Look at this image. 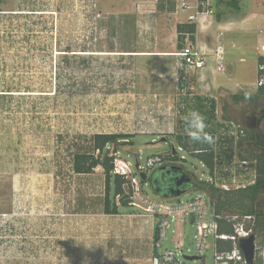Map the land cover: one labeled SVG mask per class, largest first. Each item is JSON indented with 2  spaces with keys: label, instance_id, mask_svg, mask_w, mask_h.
Wrapping results in <instances>:
<instances>
[{
  "label": "rangeland",
  "instance_id": "1",
  "mask_svg": "<svg viewBox=\"0 0 264 264\" xmlns=\"http://www.w3.org/2000/svg\"><path fill=\"white\" fill-rule=\"evenodd\" d=\"M131 1L0 0V264H152L151 256L146 260L151 230L141 217L149 213L135 203L142 204V196L164 199L150 182L162 164L148 168L147 162L155 155L169 154L173 147L179 156L174 164L184 166L193 178L224 189L200 158L179 148L177 137L165 141L143 134L146 127L134 120L138 95L103 90L100 70L87 68L86 56L75 58L71 53L88 48L87 43L95 39L114 36V30L116 37L141 34L132 25L111 24L103 13L112 7L131 12ZM231 1L212 0L215 13L209 17L215 24L200 29L199 38L212 45L221 42L231 53V60L225 61H230L226 73L233 83L221 103L228 107L224 110L229 123L241 125L246 133L236 137L243 145L238 146L236 160L255 163L264 151L259 143V138L264 140V93L257 87L264 0H237L239 8ZM166 17L161 13L142 22L162 23L168 21ZM236 69L243 73L239 78ZM97 133L133 135L117 152L115 145L109 146L115 169L125 161L134 172L130 175H136V163L148 173L139 184L141 195L131 185L124 186L130 202L119 214L104 212L102 166L88 174L73 169L74 155L92 150ZM235 185L230 190L238 189ZM193 190L166 198L186 201ZM203 191L213 194L209 188ZM116 202L120 205L118 197ZM257 209L264 211V193L258 197ZM224 215H239L241 222L245 214L225 211ZM183 233L185 244L191 246L196 234L191 219ZM172 238L171 228L165 245H171ZM209 244L205 262L182 261L214 264L213 237ZM256 246L255 263L264 264L263 235L256 236Z\"/></svg>",
  "mask_w": 264,
  "mask_h": 264
},
{
  "label": "crops",
  "instance_id": "2",
  "mask_svg": "<svg viewBox=\"0 0 264 264\" xmlns=\"http://www.w3.org/2000/svg\"><path fill=\"white\" fill-rule=\"evenodd\" d=\"M131 3L133 4L131 12H120L116 7H112L110 10L103 9V13H107L111 24L116 22L121 28L127 24L130 28L132 25L133 29H138L141 34L133 37L130 33H122L120 37H116L117 32L114 30V36L90 41L87 43L88 48L72 50V55L75 58L86 56L87 68L100 70L97 75L100 73L99 76L103 79V90L110 94L139 96L136 101L138 117L134 120L137 125L146 127L143 134L157 135L162 137V140L166 139L165 141L178 135L189 136L185 118L190 112L200 113L205 118V136L213 138L215 151L213 177L221 184L232 185L234 181L245 185L253 184L257 178V162L244 166L236 160L238 146L240 149L243 145L230 134L226 125L229 123L224 110L226 106L221 103L222 95L233 83V77L226 73V67L232 58L229 56L230 51L226 50V59L229 60L224 63V71L212 60L203 70L189 71L187 80H184V71L180 67L181 60L176 54L186 39L185 37L183 42L180 39L178 31L180 24L168 20L167 17L168 21L162 23L142 22L150 15L139 12L133 0ZM164 9L162 5L161 10ZM153 17L156 19L158 15ZM211 18L208 16L204 24L200 23L195 35V39L201 45L209 48L215 45L211 42H201L199 32L200 29H205L206 25L215 24ZM217 26L224 27L222 23H218ZM184 34L182 33V36ZM242 74L241 69L235 70L236 77L239 78ZM236 85L239 83L236 82ZM141 217L151 230L149 256L146 259L150 261L155 223L148 214Z\"/></svg>",
  "mask_w": 264,
  "mask_h": 264
},
{
  "label": "built area",
  "instance_id": "3",
  "mask_svg": "<svg viewBox=\"0 0 264 264\" xmlns=\"http://www.w3.org/2000/svg\"><path fill=\"white\" fill-rule=\"evenodd\" d=\"M135 5L137 10L143 14L156 16L164 13L168 20H173L180 25L193 24L196 28L206 17L213 16L215 13L212 0H136ZM162 5L165 7L164 11L161 10ZM222 34L223 32L219 36H222ZM184 35L186 37L185 44L176 53L181 60L180 67L184 71V80H187L189 71L203 70L212 60L219 65L220 70H225L226 48L221 42H217L213 48H209L206 45H201L196 39L192 40L190 33ZM257 51V87L260 88L264 87V41L259 44ZM226 125L230 127L229 132L232 136L246 135L241 125L233 121ZM179 148L183 149L181 146ZM156 163L163 165V157L155 155L149 158L147 167L153 168ZM240 163L244 166L249 164L246 160ZM122 164L119 165L121 168L115 169V172L127 176L126 178L130 181L129 185L141 195L142 189L139 187L141 183L140 173H145L144 168L139 166L137 172L135 171L136 175L133 176L130 175L134 172L131 171L129 165L125 161ZM233 183L232 185L236 184L235 186L238 188L246 186L241 182L234 181ZM221 187L230 190V184L228 183H222ZM141 201L142 204L135 203V205L140 206L149 213L148 215L154 221L155 227H158V237L153 238L152 264H186L182 260H186L188 256L202 257L205 262V254L210 248L209 240L212 237L215 240L214 264H249L240 248V242L241 239L254 235L255 216L244 215V221H253L251 225H245L244 221H237L239 215H224L227 222L232 223L234 226V232L227 233L220 231L218 220L222 218V215H215L213 199L203 190L195 189L191 198L186 201L179 199L172 201L166 197L163 200L154 201L147 196H142ZM188 219H191L196 227L194 243L191 246H187L184 242L183 227ZM171 228L174 238L171 239V245H165L168 231ZM218 240L231 242L232 248L219 251L217 249Z\"/></svg>",
  "mask_w": 264,
  "mask_h": 264
},
{
  "label": "trees",
  "instance_id": "4",
  "mask_svg": "<svg viewBox=\"0 0 264 264\" xmlns=\"http://www.w3.org/2000/svg\"><path fill=\"white\" fill-rule=\"evenodd\" d=\"M232 4L239 8L237 0L231 1ZM180 38L183 39L182 33H190L191 39H195L196 26L185 24L178 27ZM259 93H264V87H260ZM237 98V96H235ZM133 135L116 134V133H97L92 137V150L78 152L74 155L73 169L80 174L92 173L95 168L102 166L105 174V199L104 212L107 214H119L122 207L129 206L130 195L126 193V184L129 185L128 179L122 174L115 172L114 160L115 157L111 154L109 146L115 145V152L119 151L121 145L129 144L127 140ZM179 146L192 154H195L203 163L210 169L213 174L215 168V151L212 137L205 136L199 142H193L189 136L178 135ZM259 143L264 147V140L259 138ZM199 151V152H196ZM97 152V154H95ZM181 159V158H180ZM179 160L178 152L172 150L167 155L163 156L164 164L158 168L150 177V182L154 189L163 197L175 196L177 191L187 192L191 188L204 190L209 188L213 193L211 195L214 203L215 215H222L219 218L220 231L233 233L234 228L232 223H228L224 217L225 211H236L247 215L255 216L254 235L264 236V211L257 209V200L260 193H264V151L257 159V178L253 184L233 190H224L208 181L193 178L190 172L184 167L176 163ZM169 162L170 164H168ZM146 180L148 179V173ZM185 179L181 185L177 183ZM186 179H190L186 181ZM143 180H141L142 182ZM209 185V186H208ZM118 197L120 205L117 204ZM158 237V227H155L154 238ZM232 248V243L229 241L218 240L217 249L227 250Z\"/></svg>",
  "mask_w": 264,
  "mask_h": 264
},
{
  "label": "water",
  "instance_id": "5",
  "mask_svg": "<svg viewBox=\"0 0 264 264\" xmlns=\"http://www.w3.org/2000/svg\"><path fill=\"white\" fill-rule=\"evenodd\" d=\"M173 152L175 151L176 152V149L173 147L172 148ZM139 163H136V168L138 169L139 168ZM140 178L141 180H146L147 178V175L146 173H140ZM185 179H181L177 184L178 185H181L183 183ZM190 179H186V181H189ZM183 193H185V191H177L176 192V196H180L182 195ZM240 248L242 249L244 255H245V258H246V261L249 263V264H255V256H256V236L255 235H251L247 238H243L241 239V242H240ZM186 259H189V260H194V259H202V257H199V256H188L186 257ZM204 261V259H202Z\"/></svg>",
  "mask_w": 264,
  "mask_h": 264
},
{
  "label": "clouds",
  "instance_id": "6",
  "mask_svg": "<svg viewBox=\"0 0 264 264\" xmlns=\"http://www.w3.org/2000/svg\"><path fill=\"white\" fill-rule=\"evenodd\" d=\"M185 119L190 139L193 142L201 141L206 135L205 118L198 112H190Z\"/></svg>",
  "mask_w": 264,
  "mask_h": 264
}]
</instances>
